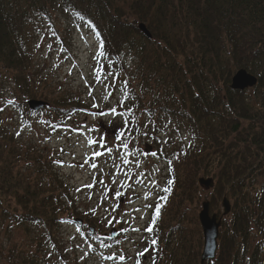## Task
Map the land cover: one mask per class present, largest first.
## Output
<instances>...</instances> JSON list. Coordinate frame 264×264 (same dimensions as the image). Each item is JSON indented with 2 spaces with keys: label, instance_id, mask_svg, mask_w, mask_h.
I'll list each match as a JSON object with an SVG mask.
<instances>
[{
  "label": "trees",
  "instance_id": "trees-1",
  "mask_svg": "<svg viewBox=\"0 0 264 264\" xmlns=\"http://www.w3.org/2000/svg\"><path fill=\"white\" fill-rule=\"evenodd\" d=\"M57 10L95 30L106 65L119 68L124 54L138 60L128 80L137 84L128 100L132 119L142 110L151 119L158 113L191 137L186 148L157 150L169 181L151 220L150 264H202L201 178L215 180L211 213L225 198L232 203L218 256L204 264H264V0H0V75L24 80L31 25ZM240 69L259 78L255 98L231 89ZM81 107L73 99L54 103L61 121ZM146 130L148 141L163 131ZM11 143L0 134V212L53 235L66 212L64 185L50 163ZM19 160L34 161L35 176L21 175ZM27 264L39 263L33 257Z\"/></svg>",
  "mask_w": 264,
  "mask_h": 264
},
{
  "label": "rangeland",
  "instance_id": "rangeland-1",
  "mask_svg": "<svg viewBox=\"0 0 264 264\" xmlns=\"http://www.w3.org/2000/svg\"><path fill=\"white\" fill-rule=\"evenodd\" d=\"M27 37L23 45L31 67L24 80L0 75V134L18 153H36L44 166L50 163L64 185L66 212L53 235L43 225L19 226L0 212V264H27L33 257L39 264H150L155 245L153 229L147 231L150 207L156 210L167 172L157 150L186 148L189 133L158 113L151 119L142 110L132 119L128 100L137 84L128 80L138 60L124 54L119 68L106 65L100 37L75 17L54 11L36 19ZM247 94L256 95L254 89ZM65 99L85 109L61 121L54 103ZM30 101L43 106L31 109ZM157 125L162 133L148 141L146 127ZM34 164L19 160L16 168L35 176ZM212 192L202 189L198 209ZM223 212L221 205L212 214ZM84 218V226L78 225ZM115 231L118 238L110 240Z\"/></svg>",
  "mask_w": 264,
  "mask_h": 264
},
{
  "label": "water",
  "instance_id": "water-1",
  "mask_svg": "<svg viewBox=\"0 0 264 264\" xmlns=\"http://www.w3.org/2000/svg\"><path fill=\"white\" fill-rule=\"evenodd\" d=\"M139 30L148 38L152 39L153 36L146 27L145 24L139 26ZM258 81L256 77L249 74L245 70H240L233 78L231 89L233 91L244 92L248 89L256 87ZM37 101H31L29 106L31 109L39 110L43 105ZM200 185L206 189H211L214 187L213 180L201 179ZM204 210L201 212L199 219L204 235V250L202 254V264L206 261H214L217 258L218 253V240L220 229L222 227V220L217 217V215L210 214V204L205 203L203 206ZM224 215L228 216L231 213L232 207L229 200L225 199L223 203Z\"/></svg>",
  "mask_w": 264,
  "mask_h": 264
},
{
  "label": "snow or ice",
  "instance_id": "snow-or-ice-1",
  "mask_svg": "<svg viewBox=\"0 0 264 264\" xmlns=\"http://www.w3.org/2000/svg\"><path fill=\"white\" fill-rule=\"evenodd\" d=\"M116 110L113 109V112H115ZM128 145L127 144H124V148H127ZM96 155H100V153H96ZM153 155H155V153H153ZM125 163H127V161H125ZM93 167H96V165H93ZM165 191H167V189H165ZM159 213H160V208L157 207L156 208V215L159 216ZM147 231H152L151 228H148ZM153 244H155V241L152 242ZM120 259H123V257H121Z\"/></svg>",
  "mask_w": 264,
  "mask_h": 264
},
{
  "label": "bare ground",
  "instance_id": "bare-ground-1",
  "mask_svg": "<svg viewBox=\"0 0 264 264\" xmlns=\"http://www.w3.org/2000/svg\"><path fill=\"white\" fill-rule=\"evenodd\" d=\"M249 74H251V73H249ZM252 75V74H251ZM254 77H256V79H257V81L259 82V78L257 77V76H254ZM149 205H150V203H149ZM151 211V210H150ZM210 261V260H209Z\"/></svg>",
  "mask_w": 264,
  "mask_h": 264
}]
</instances>
